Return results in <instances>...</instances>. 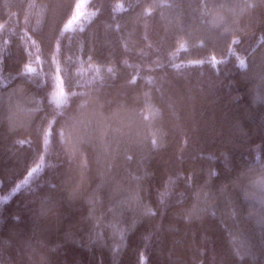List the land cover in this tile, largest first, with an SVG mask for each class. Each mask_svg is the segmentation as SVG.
<instances>
[{"label":"trees","instance_id":"trees-1","mask_svg":"<svg viewBox=\"0 0 264 264\" xmlns=\"http://www.w3.org/2000/svg\"><path fill=\"white\" fill-rule=\"evenodd\" d=\"M141 257L264 264V0H0V264Z\"/></svg>","mask_w":264,"mask_h":264},{"label":"rangeland","instance_id":"rangeland-1","mask_svg":"<svg viewBox=\"0 0 264 264\" xmlns=\"http://www.w3.org/2000/svg\"><path fill=\"white\" fill-rule=\"evenodd\" d=\"M87 13V10L83 6H80L72 19L67 23L66 27L72 28L75 24L79 23L81 19H83L87 15Z\"/></svg>","mask_w":264,"mask_h":264},{"label":"snow or ice","instance_id":"snow-or-ice-1","mask_svg":"<svg viewBox=\"0 0 264 264\" xmlns=\"http://www.w3.org/2000/svg\"><path fill=\"white\" fill-rule=\"evenodd\" d=\"M241 67L242 68L246 67V65L244 64V62H241ZM48 142L49 141H48V138L46 136L45 139H44V143L47 144ZM42 167H43V161L40 162V167L39 168H33L28 175H31V172L32 171L42 170ZM25 183H27V181H25ZM141 264H144V258L143 257H141Z\"/></svg>","mask_w":264,"mask_h":264}]
</instances>
